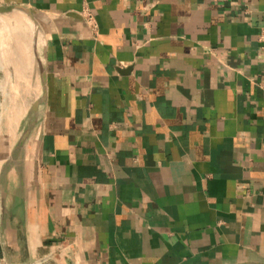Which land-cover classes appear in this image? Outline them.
Masks as SVG:
<instances>
[{
    "label": "crops",
    "instance_id": "crops-1",
    "mask_svg": "<svg viewBox=\"0 0 264 264\" xmlns=\"http://www.w3.org/2000/svg\"><path fill=\"white\" fill-rule=\"evenodd\" d=\"M0 6V264H264V0Z\"/></svg>",
    "mask_w": 264,
    "mask_h": 264
},
{
    "label": "built area",
    "instance_id": "built-area-1",
    "mask_svg": "<svg viewBox=\"0 0 264 264\" xmlns=\"http://www.w3.org/2000/svg\"><path fill=\"white\" fill-rule=\"evenodd\" d=\"M86 19H87L90 23L93 24V16H92L91 12L86 11ZM94 28H95V26H94ZM259 40H260L261 42L264 43V29L262 30V32H261V34H260V36H259Z\"/></svg>",
    "mask_w": 264,
    "mask_h": 264
},
{
    "label": "water",
    "instance_id": "water-1",
    "mask_svg": "<svg viewBox=\"0 0 264 264\" xmlns=\"http://www.w3.org/2000/svg\"><path fill=\"white\" fill-rule=\"evenodd\" d=\"M12 9H13V7H3V6H0V12L1 13L10 12Z\"/></svg>",
    "mask_w": 264,
    "mask_h": 264
},
{
    "label": "rangeland",
    "instance_id": "rangeland-1",
    "mask_svg": "<svg viewBox=\"0 0 264 264\" xmlns=\"http://www.w3.org/2000/svg\"><path fill=\"white\" fill-rule=\"evenodd\" d=\"M14 14H15L16 16H18V18H20V13H19V12H18V13L16 12V13H14ZM1 17H3L2 14H0V18H1ZM19 30H21V29L19 28Z\"/></svg>",
    "mask_w": 264,
    "mask_h": 264
}]
</instances>
